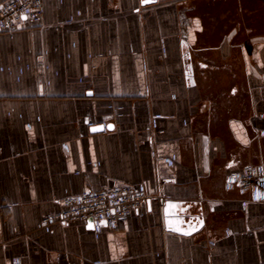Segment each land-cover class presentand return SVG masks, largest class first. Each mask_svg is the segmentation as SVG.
Wrapping results in <instances>:
<instances>
[{
    "label": "crops",
    "instance_id": "crops-1",
    "mask_svg": "<svg viewBox=\"0 0 264 264\" xmlns=\"http://www.w3.org/2000/svg\"><path fill=\"white\" fill-rule=\"evenodd\" d=\"M43 4L0 33V264H264V200L226 182L264 169V39L243 0ZM139 185L115 228L40 226L67 197Z\"/></svg>",
    "mask_w": 264,
    "mask_h": 264
},
{
    "label": "built area",
    "instance_id": "built-area-1",
    "mask_svg": "<svg viewBox=\"0 0 264 264\" xmlns=\"http://www.w3.org/2000/svg\"><path fill=\"white\" fill-rule=\"evenodd\" d=\"M43 5V0H9L0 7V33L18 30L25 23H40L44 16ZM226 182L229 189L251 192L254 199L264 200V169L261 165L248 164L242 171L229 174ZM147 197L143 185L86 191L62 200L60 209L45 215L40 226L44 229L57 223L70 224L91 218L97 229L101 226L115 228L122 218L141 208Z\"/></svg>",
    "mask_w": 264,
    "mask_h": 264
},
{
    "label": "rangeland",
    "instance_id": "rangeland-1",
    "mask_svg": "<svg viewBox=\"0 0 264 264\" xmlns=\"http://www.w3.org/2000/svg\"><path fill=\"white\" fill-rule=\"evenodd\" d=\"M244 5L248 8L245 13V20L246 26L248 29V34L256 35L254 37H259L264 39V0H243ZM231 4H234V0H231ZM243 35L244 32H240ZM240 36V37H242ZM237 62V61H236ZM233 62L225 67V72L221 71L223 74L226 73L228 78L231 77V73L233 74L234 71H241V64H237ZM241 65V66H240ZM240 66V67H239ZM231 80V79H229ZM229 80L227 82H229ZM231 82V81H230ZM59 224V223H57Z\"/></svg>",
    "mask_w": 264,
    "mask_h": 264
},
{
    "label": "water",
    "instance_id": "water-1",
    "mask_svg": "<svg viewBox=\"0 0 264 264\" xmlns=\"http://www.w3.org/2000/svg\"><path fill=\"white\" fill-rule=\"evenodd\" d=\"M104 125L103 124H97V125H94L92 128H91V130L93 131V132H96V131H101V130H103L104 129ZM113 127V124H109V125H107L106 126V128L107 129H109V128H112ZM90 224H94V221H93V219H88L87 220Z\"/></svg>",
    "mask_w": 264,
    "mask_h": 264
},
{
    "label": "snow or ice",
    "instance_id": "snow-or-ice-1",
    "mask_svg": "<svg viewBox=\"0 0 264 264\" xmlns=\"http://www.w3.org/2000/svg\"><path fill=\"white\" fill-rule=\"evenodd\" d=\"M0 7H2V6H0ZM23 18H25V19H26V17H23Z\"/></svg>",
    "mask_w": 264,
    "mask_h": 264
}]
</instances>
